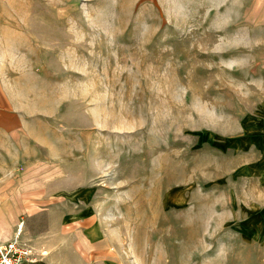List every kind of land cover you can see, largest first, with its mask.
I'll use <instances>...</instances> for the list:
<instances>
[{"label":"rangeland","instance_id":"obj_1","mask_svg":"<svg viewBox=\"0 0 264 264\" xmlns=\"http://www.w3.org/2000/svg\"><path fill=\"white\" fill-rule=\"evenodd\" d=\"M3 157L48 264H264V0H0Z\"/></svg>","mask_w":264,"mask_h":264},{"label":"built area","instance_id":"obj_2","mask_svg":"<svg viewBox=\"0 0 264 264\" xmlns=\"http://www.w3.org/2000/svg\"><path fill=\"white\" fill-rule=\"evenodd\" d=\"M45 251L19 239L0 240V264H48Z\"/></svg>","mask_w":264,"mask_h":264},{"label":"crops","instance_id":"obj_3","mask_svg":"<svg viewBox=\"0 0 264 264\" xmlns=\"http://www.w3.org/2000/svg\"><path fill=\"white\" fill-rule=\"evenodd\" d=\"M11 151H12V150H11ZM4 157H5V156H4ZM4 157H3V158H0V159H1V161H0L1 165H4V163H5V161H4L5 158H4Z\"/></svg>","mask_w":264,"mask_h":264},{"label":"bare ground","instance_id":"obj_4","mask_svg":"<svg viewBox=\"0 0 264 264\" xmlns=\"http://www.w3.org/2000/svg\"><path fill=\"white\" fill-rule=\"evenodd\" d=\"M19 231H21V229Z\"/></svg>","mask_w":264,"mask_h":264}]
</instances>
